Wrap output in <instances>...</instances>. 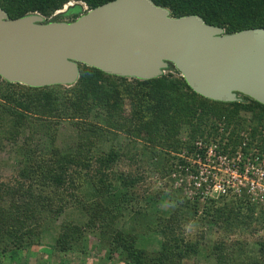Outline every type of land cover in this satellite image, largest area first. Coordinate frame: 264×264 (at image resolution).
Instances as JSON below:
<instances>
[{
    "label": "trees",
    "instance_id": "trees-1",
    "mask_svg": "<svg viewBox=\"0 0 264 264\" xmlns=\"http://www.w3.org/2000/svg\"><path fill=\"white\" fill-rule=\"evenodd\" d=\"M109 1L112 0H0V9L9 19L38 14L44 21L68 22ZM151 1L167 9L171 17L197 15L224 34L264 28V0ZM72 2L75 4L58 13ZM78 69V78L69 87L30 88L0 79V152L7 148L15 161L8 177L0 176V261L12 257L19 263L16 258L39 247L45 235L52 241L50 252L84 255L87 233L96 237L97 246L107 259L115 255L121 264H200L196 262L199 257L209 258L213 264H264V210L245 197L210 200L199 206V211L197 200L178 201L159 192L155 195V208L158 204L169 205L164 211L154 208L158 211L153 227L159 248L146 252L137 247L138 234L145 233L148 227L137 231L129 226L123 230L114 228V223L142 176L114 171V163L124 154L114 148L95 151L91 148L94 139H90L91 135L101 138L105 127L136 137L126 125L113 120L123 98L129 97L133 99L132 122L137 128L146 127L153 135L163 133L157 140H145L151 146L162 144L166 138L169 144L175 131L169 124L162 129L152 115L180 121L185 114L192 111L195 116L199 111V118L211 121L210 130L214 131L218 124L222 129L221 133L213 132L209 139L214 142L219 137L217 145L226 139L224 146L218 148L221 153H234L242 142L237 131L247 129L245 150L252 149L264 159V106L246 97L232 103L204 99L190 91L181 77H173L170 73H178L169 64L167 73L158 78L131 79L134 89L126 78L82 65ZM120 83L126 84L120 87ZM149 107L153 113H147ZM93 108L105 113V127L87 121ZM141 108H145L143 113ZM242 112L251 116L254 126L239 119ZM62 120L79 133L72 152H61L54 146ZM34 130L44 136L49 148L31 147ZM26 132L28 135H24ZM193 135H189L190 141ZM69 209L79 210L85 221L66 219L64 214ZM186 223L192 233H184L181 226ZM250 247L253 249L247 250Z\"/></svg>",
    "mask_w": 264,
    "mask_h": 264
},
{
    "label": "water",
    "instance_id": "water-1",
    "mask_svg": "<svg viewBox=\"0 0 264 264\" xmlns=\"http://www.w3.org/2000/svg\"><path fill=\"white\" fill-rule=\"evenodd\" d=\"M168 64L194 94L214 102L246 97L264 106V28L224 34L197 15L171 17L151 0H112L72 21L0 9V79L30 88L69 87L78 66L139 81Z\"/></svg>",
    "mask_w": 264,
    "mask_h": 264
},
{
    "label": "rangeland",
    "instance_id": "rangeland-1",
    "mask_svg": "<svg viewBox=\"0 0 264 264\" xmlns=\"http://www.w3.org/2000/svg\"><path fill=\"white\" fill-rule=\"evenodd\" d=\"M75 3H69L58 11V13L63 12L66 7L71 6ZM82 10H85V6L80 3ZM49 20V19H47ZM167 72L164 71L163 75ZM173 77H180L176 73H170ZM132 78H126V82L134 89V84H132ZM126 83H120L119 86L123 87ZM135 93V92H132ZM131 96V95H130ZM133 99L126 97L123 98L122 104L118 108V112L113 117V120L117 121L120 124L126 125L130 131L136 133V137L131 135H125L121 131H116L112 128L105 127L104 120L106 118L105 113L102 109L93 108L90 112L89 119L87 121L97 124L100 127H105V131L101 138H91L94 139V145L91 148L95 151H106L108 149H116L124 156H121L113 165L114 171H119L123 173L139 174L142 176L141 183H139L133 190L131 198L123 205L124 210L119 218L114 223V228L127 230L130 226L138 231L139 228H146L145 233L138 234V240H136V246L142 247L146 252H155L158 250L159 238L156 235V231L153 227L154 221L158 215V211L154 210L157 199L155 195L161 192L162 194L167 193L171 195L174 199L178 201L185 197L181 191L177 188L178 185L172 182V175L177 174V166L187 165L184 162L185 156H190L192 153L195 142L210 143L211 134L221 133V128L214 126V131L210 130L209 124L210 120H205L204 118H199V111H196V115L185 114L184 117L178 121L176 120H165V117H157V115H152L151 117L156 118L157 123L162 124L163 128L174 127L175 131L171 134V141L167 143L166 138L164 142L160 145L151 146L145 143V140H157L163 133L159 135H153L146 127L144 130L137 128V125L132 122V112H131V101ZM145 108H141L142 113ZM147 113H153V109L149 107L146 110ZM264 116V112H262ZM239 119L244 118L249 121L250 126H254L253 119L248 113L242 112L238 115ZM172 121V124L170 122ZM169 124V125H168ZM161 129V130H162ZM34 135V138L30 141L31 147H37L46 149L49 148L48 141L44 136L38 133L36 130L31 131ZM194 133V138L192 141L189 140V135ZM213 133V134H214ZM261 133H263L261 131ZM200 134V136L198 135ZM24 135H28L26 132ZM84 137V134L81 135ZM237 136L242 138V142L245 143L249 140V134L247 129L237 131ZM256 138V137H255ZM79 139L78 131L71 126V124L62 120L59 122L56 134L54 137V146L59 148L61 152H72L76 146V143ZM215 141L219 140V137L214 139ZM224 140H226L224 138ZM223 140V142H225ZM258 140V138L256 139ZM190 141V142H189ZM241 142V143H242ZM186 144H189L186 146ZM254 145V144H252ZM258 145V142L257 144ZM154 147L153 149H148ZM45 151V150H44ZM8 149L5 148L0 152V176L8 177L10 171L14 165V160L10 154L7 153ZM180 185V184H179ZM87 193V190L83 191ZM139 195V197H138ZM229 198H225L227 200ZM237 199V198H231ZM215 201V198L212 199ZM217 200V199H216ZM210 201V200H208ZM203 203H199V206H202ZM169 205H157L158 210H167ZM263 210L262 207H259ZM200 211V210H199ZM64 217L68 220L81 223L85 221L84 215L75 209H69L65 212ZM184 229V233H192L193 231L189 229V225L186 223L181 226ZM207 231V230H206ZM96 232V231H94ZM96 234V233H95ZM209 231H207V235ZM141 237V239L139 238ZM84 237L87 238V247L84 255L81 254H55L50 252L49 247L51 246V239L48 235H45L41 241L39 247H34L27 253H21L19 263L16 262L15 258H9L0 261V264H121L116 256L114 255L111 259H107L97 246L96 237L93 235L84 233ZM255 239V238H252ZM144 242V243H143ZM142 243V244H141ZM137 246V247H138ZM253 249V247L247 248V250ZM15 257H17L15 255ZM200 264H213L212 260L209 258L203 259L199 257L196 261Z\"/></svg>",
    "mask_w": 264,
    "mask_h": 264
},
{
    "label": "built area",
    "instance_id": "built-area-1",
    "mask_svg": "<svg viewBox=\"0 0 264 264\" xmlns=\"http://www.w3.org/2000/svg\"><path fill=\"white\" fill-rule=\"evenodd\" d=\"M222 146L224 142H195L190 156L183 157L187 165L177 166V174L171 177L185 194L182 200L205 203L214 198L245 197L264 210V159L252 149L246 151L244 141L231 155L221 153L218 148Z\"/></svg>",
    "mask_w": 264,
    "mask_h": 264
}]
</instances>
